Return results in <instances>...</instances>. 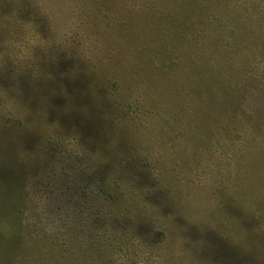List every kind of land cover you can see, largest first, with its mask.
Here are the masks:
<instances>
[{"label":"rangeland","instance_id":"374dc122","mask_svg":"<svg viewBox=\"0 0 264 264\" xmlns=\"http://www.w3.org/2000/svg\"><path fill=\"white\" fill-rule=\"evenodd\" d=\"M169 1L174 2L175 8L180 6L181 0H88L89 25L104 45L103 57L95 66L89 68L83 62L66 58L63 52H58L53 61L36 48L34 55L40 58L43 73L39 79H33L31 70L16 74L10 62L0 70V87L9 90L27 109L13 117H0V264H103L97 247L120 244L116 230L125 232L124 226L114 224L113 228L107 222L110 229L106 233L92 226L93 220L100 216L98 211L104 217V212H110L115 205L99 201L91 206L78 205L82 200L71 189L74 182L69 176L71 169L66 168L68 155L72 164L79 151L83 153L81 157L93 156L92 159H101L103 154L106 160L113 157L110 148L102 144L94 109L80 102V89L75 88L74 82L85 80L87 75L92 77L94 74L86 71L94 67L117 69L118 64L128 59L142 66L145 57L142 61L140 55L154 52L159 43L184 45L175 53L177 71L164 76V70L157 66L156 69L145 66L143 70L136 66L130 68L127 76L123 73V77L139 80L134 97H139L144 104L143 113L150 117L144 124L156 127L159 139L175 158L160 186L148 171V184L144 182L138 200L132 199L137 203L127 208V220L135 225L134 231H140L136 225L147 231L144 217L137 216L133 221L129 216L136 208L148 210L143 200L161 211V206L147 200V196L158 191L171 199L184 183L185 174L197 167V155H179L183 141H191L197 150L217 143L240 144L239 151L228 153L235 175L230 187L218 189L222 207L209 221L215 230L204 226L201 231L200 226L189 224L178 214L173 201L168 205L167 216H173L172 223L184 229L181 235L193 242L203 241L202 247L193 252L209 264H264V0L249 1L255 7L251 17L260 24L259 30L248 26L246 21H229L230 14H234L223 7V15L228 16L223 21L236 29L233 34L227 29L218 33L221 29L212 18L216 9L206 19L193 5L181 6L188 25L195 22L198 29H206L204 35L195 30L185 40L181 32L173 42L170 38L175 31H183L184 25L164 9L163 3ZM15 8L13 0H0V17L11 15ZM16 10L18 20H31L43 39L51 37L46 19L35 16L26 3ZM144 16L148 18L143 19ZM152 16L154 20L149 21ZM125 20L129 27L124 30L121 21ZM149 28L152 40L144 34ZM138 33L140 38L148 39V47L138 42L135 37ZM4 38L0 35V41ZM6 43L18 49L14 54L18 59L31 55L30 48L12 41ZM43 43L35 35L29 40V44ZM65 78L62 81H66V86L61 90L66 88V98L71 102L57 101L51 95L54 84L61 82L54 79ZM83 96L86 97L84 91ZM14 117L23 123L12 121ZM135 141L136 138L131 143L133 147ZM134 153L135 149L131 156L139 160ZM44 190L59 191L61 201L66 204L61 203L59 210L53 204L51 213L43 212L36 205ZM115 212L114 208L112 214L105 216L107 221L117 222ZM46 217L54 223L64 222L67 231L46 235L41 227ZM97 223L100 227L102 222ZM143 234L136 233L148 241L150 237Z\"/></svg>","mask_w":264,"mask_h":264},{"label":"clouds","instance_id":"9594fccd","mask_svg":"<svg viewBox=\"0 0 264 264\" xmlns=\"http://www.w3.org/2000/svg\"><path fill=\"white\" fill-rule=\"evenodd\" d=\"M16 8L9 16L0 17V35L5 38L0 41V70H4L10 62L16 74L31 70L33 79H39L43 73L39 67L40 58L34 55L36 48L41 49L51 60L56 59L58 52H63L66 58L75 59L88 65L89 68L99 64L104 54L103 41L91 29L89 15L91 5L88 0H13ZM25 3L33 10L35 16L47 21L51 34L49 39H43L31 20L17 19V10ZM38 36L44 43L29 44L31 36ZM12 41L31 49V55L26 59H18L14 54L18 49L12 48L6 42ZM15 90V89H14ZM17 90V96L19 95ZM22 110L21 102L9 94V90L0 87V117H13ZM77 143V140H76ZM78 144V143H77ZM240 144L208 146L197 150L191 141H183L179 155L191 157L197 155L199 163L196 168L185 174L184 183L170 196L178 214L189 223L214 229L209 221L221 210V199L218 189L231 186L235 169L229 162L228 153H235ZM135 155L144 159L149 165L151 176L161 185L162 179L170 173L169 165L175 154L159 139V133L153 124H146L138 133L134 145ZM83 153H80V156ZM59 191L44 190L39 197L37 207L43 212L51 213V205L57 210L61 203ZM143 207L136 208L130 219L135 221L142 216L151 221L154 231L163 233V238L155 245L148 243L144 237L136 235L133 229L125 232L116 230L124 240L123 246L111 249L109 264H209L207 260L199 259L193 252L202 247L203 241L193 242L189 237L181 235L184 229L172 223L173 216L164 217L159 210L144 202ZM42 231L48 236H56L67 231L64 222L54 223L47 217L41 224ZM188 245V247H185Z\"/></svg>","mask_w":264,"mask_h":264},{"label":"trees","instance_id":"16d2710c","mask_svg":"<svg viewBox=\"0 0 264 264\" xmlns=\"http://www.w3.org/2000/svg\"><path fill=\"white\" fill-rule=\"evenodd\" d=\"M249 1L250 0H181L179 7L193 5V7L198 12L202 13L206 19L208 15L210 16L211 10H213V8L216 9L217 12L212 16V18L214 19L216 26L221 29L217 30L218 33L220 34L223 30L227 29L231 34H233L234 31L236 32V29H234L232 25H229L230 23L227 24L223 21V18L228 17L227 15H223V7H226L230 13L234 14H230L231 17H228L229 21L237 23L246 21L245 23L253 29H261L260 24L251 17L256 11L255 7L251 6L252 4H250ZM163 6L164 9L167 10V13L169 12L171 16L175 19L177 18L184 25L183 31L179 30L174 32L173 37L170 38L172 42L175 39H178V34L181 32H184L182 37L183 40H185L189 34L195 33V30L204 35L206 28L198 29V24L195 22H190V25H188V21L183 18L184 14H182L179 7L175 8L174 2L169 1L163 3ZM144 18L148 17L144 16L143 19ZM166 18L171 21V17L168 15H166ZM230 18L232 19L230 20ZM153 20L154 16L149 19V21ZM122 21L121 27L124 30L128 29V21H124L126 24H123L124 22L122 23ZM139 22H141V19ZM187 25L188 27H186ZM171 27V31H173L175 29V25L172 24L170 28ZM149 31L150 28L144 30V34L152 40L149 35ZM135 37L136 39L139 38L140 41L138 42L140 44L142 43L145 47H148V44L150 43L148 39L140 38V33L136 34ZM177 45L179 44L172 43L169 46L168 43H159L155 47L154 52L149 51L148 54L142 53L140 55L142 61L143 57H145L142 66L130 63L128 59V61H125L123 64H118L117 69L107 71L103 67H101V69L95 67L88 69L86 72L94 74L92 77L87 75L85 80L74 82L75 88L80 89V102H83L88 107L94 109L97 130L99 129V133L102 134V144L104 148H110V155L113 157L106 160L104 154L101 159H92L93 156L81 157L78 155L75 159V163L72 164L70 162L72 161V157L71 155H68L67 158H69V160L66 161V168L71 169L72 171V173H69V176L72 177L71 180L74 182V188L71 189H73L74 193H77L79 199L82 200L81 202H78V205L86 203V205L91 206L95 201L103 203L111 202L113 206L115 205L110 212H104V217H102V212L98 211L100 216L92 222V226L101 228V230L105 233L110 229V227H107V222H110L113 228L115 224V226L117 225L118 227L124 226L126 231L129 230V228L133 229V224L127 220V208L130 205H135L137 203V201L134 200V204L132 199L137 197L138 200L140 198V194L142 193V190L140 189L145 185V183L148 184L147 182L149 181L147 170L148 164H145L146 161H142V158L137 160L131 156V152L134 151V147L131 143L140 132L139 129L141 130L142 127L145 126L144 123L146 118L150 117L143 113L145 111L143 109L144 104L141 100H139V97H134L136 88L139 86V80L136 77L126 80L123 77V73L127 76L130 68L136 66H138L140 70H143L145 66H154L155 69L159 67L157 69L164 70V76L171 75V72L177 71L178 69V62L175 60V53L179 52L181 47H184L183 44H181V47H178ZM183 64L186 65L187 63ZM58 80L61 82L59 84L55 83L54 85H56L55 88L57 90H60L57 91L55 88H52L51 95L55 96L57 101L69 102L70 100L66 98V94L64 92L66 88L61 90L62 87L66 86V81H62L66 80V78L54 79V81ZM47 86L50 88L48 83ZM83 91L86 93V97L83 96ZM135 109H137L136 112ZM12 121H17L18 124L23 123V120L16 117H14ZM147 122H149V120ZM60 142H63V140ZM119 154L121 155L117 156ZM115 157L118 159H115ZM94 167L95 172L93 171ZM89 170L92 171L88 173ZM67 180L69 181L70 178ZM66 186L67 188L70 187V185ZM147 197V200L150 202L160 205V214L167 217L169 210L168 205L171 204L172 200L167 198L168 196H166L165 193L158 191L153 192L151 196ZM114 208L116 210L115 218L117 221L115 223H113L112 220L107 221L105 218V216L113 213ZM147 211L148 210H145V212ZM98 221L102 222L100 227L97 223ZM119 221L122 222L119 223ZM144 221L147 226V231H141L142 229L140 226L136 225L140 231L135 229L134 233L143 232L144 236L150 237V239L147 238L148 243H158L163 238V233L154 231V226L151 221L147 219ZM69 232L72 233L71 230ZM103 237L104 236H102V238ZM119 242L123 246L124 240H122V238L119 239ZM95 244L98 243L95 242L94 246H96ZM120 244L117 246H121ZM117 246H113L111 244H102V246L98 247L96 246L100 249L99 251L102 255L103 264L109 262L110 251Z\"/></svg>","mask_w":264,"mask_h":264}]
</instances>
